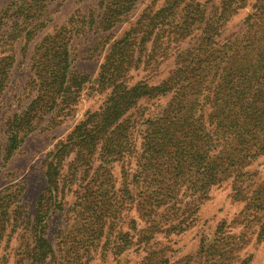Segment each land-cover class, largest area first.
<instances>
[{"label": "rangeland", "instance_id": "obj_1", "mask_svg": "<svg viewBox=\"0 0 264 264\" xmlns=\"http://www.w3.org/2000/svg\"><path fill=\"white\" fill-rule=\"evenodd\" d=\"M61 40L79 85L43 99V53ZM120 41L130 62L120 91H159L120 119L115 155L102 153L111 126L82 158L72 134L109 107L116 85L101 73ZM5 57L0 203L21 218L0 264H28L39 213L54 251L45 264H264V0H0ZM181 92L183 128L168 113ZM26 117L30 131L9 153L11 124Z\"/></svg>", "mask_w": 264, "mask_h": 264}, {"label": "trees", "instance_id": "obj_2", "mask_svg": "<svg viewBox=\"0 0 264 264\" xmlns=\"http://www.w3.org/2000/svg\"><path fill=\"white\" fill-rule=\"evenodd\" d=\"M187 9L190 10L192 9V7H187ZM165 13L167 12L161 10L157 17H163ZM116 16L119 15H117L114 11H111V13L106 15L105 20L103 21V25L105 26L106 30H109L113 27L110 21ZM187 26L188 25L178 27L179 30L172 32V35L181 37L183 34L187 33L188 29L191 27ZM64 42V40H61L60 43L52 42L46 47L43 53V56L46 58V60L48 59L49 61L47 62L48 67L50 66V75H45L42 78V88L44 89L43 92L45 94L42 96L43 99H47L49 95H53L54 97H57L59 95L63 97L67 96L73 89H76L78 87L77 84L79 85L78 77H73L68 80V58L67 49ZM125 49L126 47L124 42H117L115 44L114 49L112 50V53L107 58L106 64L103 66L102 69V82H113L116 85L115 92L113 93L110 101L108 102L109 107L103 113L105 115L101 114L100 116L89 117L88 120L81 122L75 128L72 134L74 139L77 141L76 144L78 145L82 158H84V153L96 149V146L98 145L99 141H102L103 137L107 134L108 130L106 129L111 126H117L116 133L114 137H110L107 140V149H105L104 151V149L102 148V153H107V156L111 153H114L112 154V156L115 155L117 151L125 144L124 139H126V133L121 134L120 132V126L122 125L119 124L120 119L124 116L127 111L131 110L133 107H136V104L141 97H146L149 94L151 95V93L155 94L159 91L158 88L153 87L151 89L142 87L140 89H132L131 91H127L126 89H124V92L120 91L122 85L119 84V82L125 74L126 68L130 64V62L127 61L125 58ZM12 64L13 60L9 57L0 59V91L2 90L4 84L8 79L9 71L11 69ZM182 92L180 93L181 97L175 98L169 106L170 109L168 113L170 112V110H173L174 113H178V115L173 118L174 120L179 118V115L185 110V107L190 103V101L185 98ZM49 103L50 101H47L44 104L46 105ZM168 113L165 115V121H168L170 119ZM28 118L29 117H26L21 121H16V124H11L10 131L12 135L10 136L9 140V153H12L16 149L17 144L20 142L18 141L19 134L22 133L23 130L26 131V134L30 131L31 121ZM178 122L183 128L184 125L181 121V118H179ZM159 124L153 125L155 126L154 133H157L158 135H160V132L162 131V129L159 128ZM236 128L237 125L233 124V122L227 123L226 127H224L225 132L230 131L231 133H233L235 131L234 129ZM196 132L198 133V130H196ZM166 133H168V131ZM110 134L113 135L114 133L110 132ZM167 136H170V134H168ZM180 139L185 140L188 139V137L181 136ZM196 147L198 148L197 145ZM110 150H113L114 152H110ZM54 174L55 171L52 173L51 178ZM51 183L55 184L56 186L57 181L55 180ZM19 212L20 211H18V208L14 210H9L8 206H5L3 203H0V244L6 236L7 229L11 225L12 232H14L15 229L18 227L21 218V212ZM28 229H30V238H32V246L29 249L28 253L25 254L26 262H28V264H45L47 259L53 257L54 251L45 238L43 218L40 213L39 215H37V218H35L33 223L28 226Z\"/></svg>", "mask_w": 264, "mask_h": 264}]
</instances>
